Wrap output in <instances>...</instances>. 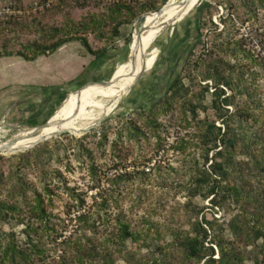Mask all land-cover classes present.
Returning a JSON list of instances; mask_svg holds the SVG:
<instances>
[{
    "label": "rangeland",
    "instance_id": "1",
    "mask_svg": "<svg viewBox=\"0 0 264 264\" xmlns=\"http://www.w3.org/2000/svg\"><path fill=\"white\" fill-rule=\"evenodd\" d=\"M14 1L26 6L37 2ZM85 1L89 2L78 1L83 3L78 5L77 1L64 0L62 5L43 15L41 20L47 30L69 23L70 27H65L68 30L75 24L77 28L71 31L87 38L94 49L106 46L107 57L91 66L93 56L77 40L62 45L36 61H25L16 55L0 57V143L13 137H18L19 143L28 142L37 131L35 127L49 119L67 95L75 96L78 92L85 95L104 84L93 83L78 90L83 84L112 80L117 70L127 61L134 37L144 31L145 28L139 32L146 26L147 16L157 13L163 7L156 11L142 12L140 4L135 5L137 16L131 22L122 23L118 27V34L110 38L114 24L108 9L110 0ZM180 1L176 0L175 3ZM229 1L237 6L240 3L239 0H199L184 19L160 30L148 43L137 68L126 79L122 87V98L102 117H92L97 115L95 108L81 106L77 108L78 116L70 120L68 127L53 131L50 135L52 137L47 140L29 149L0 152V199L16 202L24 209L27 201L34 199L35 192L42 193L48 217L41 222L29 218V214L24 211L25 222H0L1 235L14 233L16 241L24 245L25 223L30 221L35 225H48L49 228L42 232L44 240L48 239L44 245L47 259H44L43 264H61L62 258H67L61 246L51 242L54 235L52 229L65 235H75L78 231L79 235L81 231L75 216L82 211L92 212L91 220H99L98 232L103 238L117 229L116 217L129 222L131 230L140 234L138 240H126L121 251L116 246L112 248L115 264H128V261L129 264H138L137 261L141 259L149 263L157 259L159 264H204V260L196 262L182 259L180 249L173 242L176 234L185 235L191 230V224L196 221V213L199 220L204 216L214 222L216 231V219L223 223V234L231 239L227 224L236 210L232 206L212 209L210 197L190 196L187 189L195 162L200 165L203 163L198 121L206 114L213 118L212 111L201 112L197 118L188 119L189 125L183 126L184 123L180 122V109L176 106L158 117L157 121L162 127L155 134L145 126L146 114L140 116L133 113L135 109L149 106L163 97L199 34L204 46L195 48L190 58L192 61L201 53L213 49L214 45L229 41L231 35L225 37L221 21L228 15L233 23V38L229 41L228 50L220 55L234 65L233 69L225 68L231 78L237 80L242 76L239 83L234 82L235 85L238 83V87H234L246 91L242 95L236 94L234 104L248 110L249 121L242 123L247 127V134H257L264 140V8L256 4L247 12L238 6L235 12L228 8ZM209 6L214 9L204 13L203 10ZM163 16L161 14L158 20ZM93 17L102 20L98 19V24L92 26ZM168 28L174 32L168 31L163 38H159V47L155 48L156 39ZM219 31L223 35L216 37ZM238 39L244 43L251 59L243 60L241 54L234 51L238 49V44L235 49L232 46ZM1 45H6L10 51L20 49L13 35L8 37L0 34ZM182 78L184 82H189L188 70L184 71ZM20 88L25 91L8 93V90ZM40 91H49V95L46 93L39 96ZM27 93L30 95L26 96ZM227 93L231 94V91L227 90ZM106 95L107 90L97 93L99 98ZM30 105H45L44 115L35 113ZM229 108L232 112L236 109L235 105ZM134 123L144 134L137 136L130 133L128 127ZM215 123L222 126L221 120ZM90 126L93 127L88 129ZM59 130L63 132L55 136ZM262 146L261 141L256 144L255 152ZM253 174L258 181L260 172L256 169ZM119 176L122 178L117 179ZM70 188L84 197L82 209L73 207L76 201L70 199ZM45 189L51 192L46 195ZM102 198L108 204L97 209L96 203ZM260 243L261 240H258L246 247L239 246L245 254L243 264H252V256L262 257ZM214 257H218L216 249Z\"/></svg>",
    "mask_w": 264,
    "mask_h": 264
},
{
    "label": "trees",
    "instance_id": "2",
    "mask_svg": "<svg viewBox=\"0 0 264 264\" xmlns=\"http://www.w3.org/2000/svg\"><path fill=\"white\" fill-rule=\"evenodd\" d=\"M9 1H12L19 8L26 9L32 5H20L14 0ZM46 1L37 0L42 5ZM74 1H77L76 4L78 5H83L78 1L89 2L85 0ZM239 1L238 6L247 12H250L249 9L256 4L259 5L258 7L264 8V0ZM166 2L167 0H160L159 3L154 0H140V2L133 0L108 1L110 19L114 22L112 32L109 35L110 38H114L118 34V27L122 23L131 22L137 16L135 5L140 4L141 11L147 12L158 10ZM63 3L64 0H52L49 5L45 4L41 11L30 12L26 15L0 17V34H6L8 37L13 35L15 43L20 47L17 51H10L6 45H1L0 57L16 55L25 61H33L55 51L68 42L77 40L93 56L91 66H95L105 59L108 55L106 46L94 49L87 38L71 31V29L77 28L75 24L68 30H65V27H70L69 23L51 27L50 30L45 29L41 20L43 15H47ZM227 6L237 12L238 6L235 3L229 1ZM212 8L214 9L213 6H209L203 12H211ZM92 19V26L102 20L100 17H98L99 20L96 17ZM221 21L224 24L225 37L231 35V38L228 39L231 41L233 38L231 34L232 19L227 15ZM197 24L200 33V23ZM35 35H40V37ZM222 35V31H219L216 37ZM29 36L32 38L30 39ZM229 41L214 45L213 49L201 53V56L192 61L190 58L193 56L195 48L199 45L204 46V41H201V34H199L163 97L149 106H141L139 109H135L133 113L140 116L146 114L145 126L151 129L152 134H155L162 127V124L157 121L158 117L172 111L176 106L180 109V122L184 123L183 126L189 125L188 119L197 118L201 112L212 111L213 118H209L206 114L204 118L198 121V138L203 151V163L200 165L199 162H195L187 189L190 196L210 197L209 202L212 209L225 206L230 208L232 206L233 210H236L227 224L231 239L223 234L225 230L223 223H219L216 219L215 223H218L216 231L213 227L214 222L204 216L199 220L198 213H196V221L191 224V230L185 235L176 234L173 242L177 244L184 260H196V262L204 260V264H243L245 254L239 246L246 247L253 241L261 240L259 246H261L262 257L252 256L251 258L252 264H262L264 262V140L260 139L261 137L257 134H247L245 130L247 127L243 126L242 123L249 121L248 110L234 104L236 94L242 95L246 91L236 88L242 80V76L234 80L230 73L225 70L226 67L228 69L234 68L233 64L231 65L229 61L222 59L220 55L221 52L228 50ZM236 44H238V49H235ZM232 47L235 52L241 54L243 60L251 59V55L244 48L241 39L236 40ZM185 70H188L190 77L187 83L182 78ZM234 82H238L237 85ZM227 90H230L231 94H228ZM232 105H235L236 108L233 112L229 108ZM216 120H221L222 126L216 125ZM128 128L131 134L137 136L144 134L136 123L129 125ZM260 141L263 142V146L258 152H255V146ZM210 153L211 157H209ZM240 155L242 156L241 159H239ZM256 169L260 172L258 181L253 174ZM143 175L145 176L146 173ZM121 178L122 176H119L117 179ZM69 190L70 199L76 201V205L73 207L82 209L85 202L84 197L74 189L70 188ZM50 192V189H45L46 195ZM43 201L42 193L35 192L34 199L28 200L27 207L22 209L16 202L0 199V222L9 223L12 221L15 222L14 224L25 222L24 211L29 214V218L42 222L48 218ZM107 204L108 201L102 198V200L97 201L96 208H103ZM91 214L90 211H82L75 216L77 227L81 231L79 235H77L78 231L75 235L71 233L65 235V233H58L52 229L54 235H52L51 242L60 245L64 255L67 256L66 259L65 257L62 258L61 264H115L112 248L116 246L121 251L124 249L126 240L129 238L138 240L140 237L137 231L131 230L129 222L116 217L117 229L106 234L103 238V235L98 232L99 220H91ZM69 221L71 222V219ZM45 228L48 229V225L44 227L43 225H35L30 221L25 223L24 241L22 242L24 245H20L16 241L14 233L3 235L0 233V264H43L44 259H47L44 245L45 241H48V239L44 240L42 235ZM61 237L63 239L57 241ZM207 238L209 239L207 240ZM215 249L218 252L217 258L214 257ZM151 261V263L143 262L141 259L137 263L159 264L157 259Z\"/></svg>",
    "mask_w": 264,
    "mask_h": 264
},
{
    "label": "bare ground",
    "instance_id": "3",
    "mask_svg": "<svg viewBox=\"0 0 264 264\" xmlns=\"http://www.w3.org/2000/svg\"><path fill=\"white\" fill-rule=\"evenodd\" d=\"M175 1L176 0H169L159 14L153 13L147 16L145 29L142 34L134 37L127 61L117 70L109 83L97 87L88 94L83 95L82 92H78L77 95H72L73 97H67L63 100L55 115L52 117V124L41 130H37L33 138L28 142L19 143L18 137H13L6 142L0 143V149L3 151L29 149L41 136L47 135L49 137L53 131L59 128H67L70 120L78 116L77 108L81 106L95 108L97 115H92V117L97 118L105 115L109 109L111 110V107L115 106L122 98V87L126 79L133 73L134 69L137 68L141 55L151 39L163 28L174 25L176 22L184 19L196 6L199 0H190L189 2L181 0L178 3H175ZM161 14L165 16L158 20ZM104 90H107V95L99 98L97 93Z\"/></svg>",
    "mask_w": 264,
    "mask_h": 264
},
{
    "label": "built area",
    "instance_id": "4",
    "mask_svg": "<svg viewBox=\"0 0 264 264\" xmlns=\"http://www.w3.org/2000/svg\"><path fill=\"white\" fill-rule=\"evenodd\" d=\"M51 1L52 0H47L45 4L49 5ZM45 4L42 5L38 2H35L31 5V7L25 9L16 7V5L12 1L0 0V17L26 15L30 12L34 13L36 11H41Z\"/></svg>",
    "mask_w": 264,
    "mask_h": 264
},
{
    "label": "water",
    "instance_id": "5",
    "mask_svg": "<svg viewBox=\"0 0 264 264\" xmlns=\"http://www.w3.org/2000/svg\"><path fill=\"white\" fill-rule=\"evenodd\" d=\"M186 1L189 2L190 0H186ZM165 6H166V4H164L163 7H161V8L157 11V14L160 13V12L164 9ZM144 28H145V26H143V27L140 29L139 32H142ZM110 80H111V79H110ZM110 80H108V81H99V82H89V83L83 84L78 90H80L82 87H84V86H86V85H88V84H91V83L107 84V83H109ZM52 117H53V115H52L49 119H47L46 121L42 122V124L36 126L35 129H36V130H41V129L45 128L46 126H49L50 124H52V123H51V122H52ZM96 124H97V123L93 124V126L96 125ZM93 126L88 127V129L92 128ZM62 132H63V130L56 131V132H55V133H56L55 136L61 134ZM49 137H52V136H49ZM49 137H48L47 135H43V136H41L40 139H39L38 141H36L31 147H34V146L37 145L38 143L47 140ZM31 147H30V148H31ZM0 152L3 153V150L0 149Z\"/></svg>",
    "mask_w": 264,
    "mask_h": 264
},
{
    "label": "crops",
    "instance_id": "6",
    "mask_svg": "<svg viewBox=\"0 0 264 264\" xmlns=\"http://www.w3.org/2000/svg\"><path fill=\"white\" fill-rule=\"evenodd\" d=\"M174 32V30H172V31H170L169 30V28L168 29H166V30H163L161 33H160V36H158V38L156 39V44H155V48L156 47H159L158 46V39L159 38H163L162 36L164 35V34H166L167 32ZM157 37V36H156ZM41 57V56H40ZM40 57H38L37 59H39ZM37 59H35L34 61H36ZM116 71V68H115V70L113 71V73ZM91 84H93V83H91ZM89 85V84H88ZM44 88H50V87H44ZM44 90V89H43ZM10 91H17V93H19V92H23V91H25V89L24 88H20V89H13V90H8V93L10 92ZM27 92V91H26ZM48 94L49 93V91H47V92H43V91H40V93H39V96L41 95H44V94ZM11 94V93H10ZM28 95H30V93L28 94L27 93V95L26 96H28ZM49 95V94H48ZM70 95V94H69ZM69 95H67V96H69ZM67 96H66V98H67ZM4 97V96H3ZM6 98H7V95L4 97V100H6ZM27 99H29L28 97H26ZM26 98H24V99H26ZM65 98V99H66ZM18 99V98H17ZM19 101V100H18ZM63 102V101H62ZM33 107V110H34V112L35 113H37V114H39V115H44V108H45V105H41L40 107H37V106H34V105H30V107ZM9 109V108H8ZM58 109V108H57ZM57 109H56V111H57ZM56 111L53 113V116L55 115V113H56ZM2 122L3 121H1V124H2Z\"/></svg>",
    "mask_w": 264,
    "mask_h": 264
}]
</instances>
